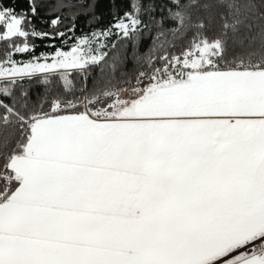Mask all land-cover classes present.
I'll return each mask as SVG.
<instances>
[{
	"label": "snow or ice",
	"instance_id": "1",
	"mask_svg": "<svg viewBox=\"0 0 264 264\" xmlns=\"http://www.w3.org/2000/svg\"><path fill=\"white\" fill-rule=\"evenodd\" d=\"M28 2L0 0V264H264V0Z\"/></svg>",
	"mask_w": 264,
	"mask_h": 264
},
{
	"label": "trees",
	"instance_id": "2",
	"mask_svg": "<svg viewBox=\"0 0 264 264\" xmlns=\"http://www.w3.org/2000/svg\"><path fill=\"white\" fill-rule=\"evenodd\" d=\"M93 0H85V3L83 5L84 8L88 7L89 3H92ZM95 2V15L99 17V19L91 25L92 28H96L99 26H106L108 25L112 19H113V13H119L120 15L123 14V11L128 8L129 0H94ZM157 8L164 7L168 0H155ZM5 3L9 6H12L16 9L17 12H20L21 10H27L29 9V2L28 0H5ZM70 11L69 9H65L64 12L67 13ZM71 11H77V9H71ZM157 19L160 17H166V12H161L159 10L152 13ZM88 16L81 14L78 18L79 28L82 31L87 32L89 30V26L87 24ZM50 19V16L47 13V5L44 4H38V15L32 18V23L35 25L37 29L40 30H49V26L46 23H43L42 21ZM144 19L146 22H148V16L145 15ZM168 24H165V27H167ZM2 30V29H0ZM157 31L156 28L151 27L148 30H145L143 35L141 37H137L136 39H125L121 41V45L126 47L128 50L129 55H131L133 51V46L137 45L138 50L140 52H146L148 49V46L151 43V35H154ZM36 44L39 45V47L36 48V53H39L41 51H50L51 49H46L44 46L48 43L47 40H35ZM59 43V41H57ZM27 58V57H24ZM132 62L129 61L128 67L131 68ZM99 72L98 68H92V73L95 75ZM31 82L25 81V84H29ZM33 88L35 90H39L41 85L32 84Z\"/></svg>",
	"mask_w": 264,
	"mask_h": 264
}]
</instances>
